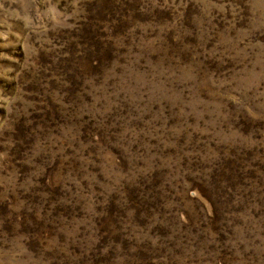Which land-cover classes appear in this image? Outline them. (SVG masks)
Here are the masks:
<instances>
[{
  "label": "rangeland",
  "instance_id": "374dc122",
  "mask_svg": "<svg viewBox=\"0 0 264 264\" xmlns=\"http://www.w3.org/2000/svg\"><path fill=\"white\" fill-rule=\"evenodd\" d=\"M0 264H264V0H0Z\"/></svg>",
  "mask_w": 264,
  "mask_h": 264
}]
</instances>
